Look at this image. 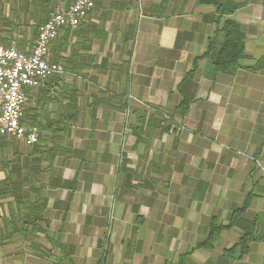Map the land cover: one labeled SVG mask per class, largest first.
<instances>
[{
  "label": "crops",
  "instance_id": "obj_1",
  "mask_svg": "<svg viewBox=\"0 0 264 264\" xmlns=\"http://www.w3.org/2000/svg\"><path fill=\"white\" fill-rule=\"evenodd\" d=\"M73 1L0 0V38L31 50L26 25ZM234 1L229 71L198 0H96L52 42L66 74L26 88L40 144L0 137V264H264V0Z\"/></svg>",
  "mask_w": 264,
  "mask_h": 264
},
{
  "label": "built area",
  "instance_id": "obj_2",
  "mask_svg": "<svg viewBox=\"0 0 264 264\" xmlns=\"http://www.w3.org/2000/svg\"><path fill=\"white\" fill-rule=\"evenodd\" d=\"M95 6L96 0H74L56 7L38 26L29 51L19 49L18 38L9 44L0 38V137L9 135L27 145L40 144L38 127L24 123L26 88H39L51 77L66 74L64 64L51 60V44L65 29L79 28Z\"/></svg>",
  "mask_w": 264,
  "mask_h": 264
},
{
  "label": "trees",
  "instance_id": "obj_3",
  "mask_svg": "<svg viewBox=\"0 0 264 264\" xmlns=\"http://www.w3.org/2000/svg\"><path fill=\"white\" fill-rule=\"evenodd\" d=\"M201 4L213 5L217 17L215 23L223 33V43L214 57V63L218 71H229L239 65L242 58L246 56L244 33L240 22L234 17V13L241 7L240 3L234 0H198ZM38 32V30H37ZM244 208L235 210L232 215L230 226L238 225L242 229L238 244L228 253L240 252V257L249 250V242L257 239L253 231L254 223L243 219L241 212Z\"/></svg>",
  "mask_w": 264,
  "mask_h": 264
},
{
  "label": "rangeland",
  "instance_id": "obj_4",
  "mask_svg": "<svg viewBox=\"0 0 264 264\" xmlns=\"http://www.w3.org/2000/svg\"><path fill=\"white\" fill-rule=\"evenodd\" d=\"M36 26H37L36 24H34V25H26V31L30 34V36H32V34L34 35V33L37 32ZM32 40H34V37L33 38L30 37V39L20 40V43L24 42V43H26L28 45V44L32 43Z\"/></svg>",
  "mask_w": 264,
  "mask_h": 264
}]
</instances>
